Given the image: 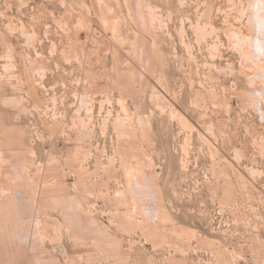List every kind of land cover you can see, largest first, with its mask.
<instances>
[{
  "label": "rangeland",
  "instance_id": "rangeland-1",
  "mask_svg": "<svg viewBox=\"0 0 264 264\" xmlns=\"http://www.w3.org/2000/svg\"><path fill=\"white\" fill-rule=\"evenodd\" d=\"M0 264H264V0H0Z\"/></svg>",
  "mask_w": 264,
  "mask_h": 264
}]
</instances>
